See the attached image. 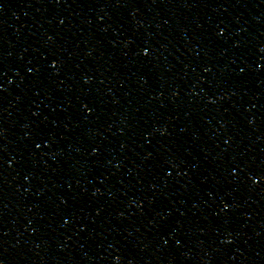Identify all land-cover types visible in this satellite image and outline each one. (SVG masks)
<instances>
[{
	"label": "water",
	"instance_id": "1",
	"mask_svg": "<svg viewBox=\"0 0 264 264\" xmlns=\"http://www.w3.org/2000/svg\"><path fill=\"white\" fill-rule=\"evenodd\" d=\"M0 264H264V0H0Z\"/></svg>",
	"mask_w": 264,
	"mask_h": 264
}]
</instances>
